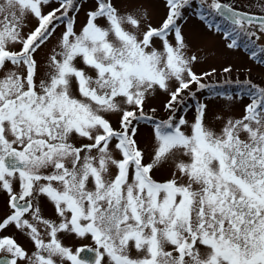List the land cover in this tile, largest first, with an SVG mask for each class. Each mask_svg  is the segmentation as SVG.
<instances>
[{
  "label": "snow or ice",
  "instance_id": "6c2138e0",
  "mask_svg": "<svg viewBox=\"0 0 264 264\" xmlns=\"http://www.w3.org/2000/svg\"><path fill=\"white\" fill-rule=\"evenodd\" d=\"M117 2L0 0V233L30 246L0 235V264H264V86L246 79L243 115L210 120L197 93L213 73L193 70L179 23L190 10L264 64V3L165 0L153 26Z\"/></svg>",
  "mask_w": 264,
  "mask_h": 264
},
{
  "label": "rangeland",
  "instance_id": "374dc122",
  "mask_svg": "<svg viewBox=\"0 0 264 264\" xmlns=\"http://www.w3.org/2000/svg\"><path fill=\"white\" fill-rule=\"evenodd\" d=\"M137 3L147 9L153 26H158L165 17V0H137ZM134 6L136 5L128 3V0H118L117 2V7L121 9ZM91 7L90 2L84 3L78 16V26L84 22L85 12ZM48 10L49 8H45V12ZM185 16L187 17L186 20L179 23L182 24L183 34L189 45V54H195L199 58L193 70L198 75H203L205 72L213 73L204 77L202 81L207 85V88L197 93L200 101L208 105L209 119L212 120L214 114L218 113L231 115L236 118L241 117L245 105L249 102L248 98L243 95V82L248 79L254 84L264 86V65L259 63L258 60L251 59V54L243 50L241 46L235 50L228 49L226 47L228 41L223 37V34L208 30L190 10L185 11ZM258 42L264 45V39ZM226 67L231 68V73L224 72ZM193 90L195 91V85ZM223 90L226 92H223ZM229 97H232V99H229ZM165 99L166 97L163 93H158L145 104V112L152 115L150 110L156 108L157 112L155 115L157 118L164 117L166 113L163 111L162 106ZM191 107L192 102L189 101V108L191 109ZM192 115V111L187 110L186 116L189 120H191ZM113 123L115 125V119H113ZM212 126L219 130L221 122L216 121ZM137 139L140 146L146 151L151 148L152 134L150 124L140 122ZM155 178L160 180L164 176L157 173ZM8 232L16 236L18 240L22 238L25 241L13 228H9Z\"/></svg>",
  "mask_w": 264,
  "mask_h": 264
},
{
  "label": "flooded vegetation",
  "instance_id": "af4514ba",
  "mask_svg": "<svg viewBox=\"0 0 264 264\" xmlns=\"http://www.w3.org/2000/svg\"><path fill=\"white\" fill-rule=\"evenodd\" d=\"M230 3H233L236 7L241 8L242 10H250L252 12H257L258 11V7H257V0H229ZM260 3H264V0H259ZM32 23L34 24L35 22L32 21ZM28 31V29H27ZM258 44H260L258 42ZM241 48L243 50H246L249 54L250 50L246 49L243 47V44H241ZM258 62L260 63V61L258 60ZM264 65V64H262ZM2 205H3V201L2 199H0V215H3V209H2ZM45 215H50V212L48 210H45ZM0 235H6V236H14L11 233L8 232V229L6 231H4L3 233H0ZM17 240L18 243H20L21 245H23L26 248H29L30 246L26 243V241H23L22 238H18L16 236H14ZM62 242L64 243L65 246H69L72 248L73 252H75V250L78 247L81 246H91L92 245V241L90 238H84V239H76L70 236H62L61 237ZM82 256L84 255V253L81 254ZM89 255H92L91 253H89Z\"/></svg>",
  "mask_w": 264,
  "mask_h": 264
},
{
  "label": "trees",
  "instance_id": "16d2710c",
  "mask_svg": "<svg viewBox=\"0 0 264 264\" xmlns=\"http://www.w3.org/2000/svg\"><path fill=\"white\" fill-rule=\"evenodd\" d=\"M223 92H226L225 90H223ZM229 92V91H228Z\"/></svg>",
  "mask_w": 264,
  "mask_h": 264
}]
</instances>
